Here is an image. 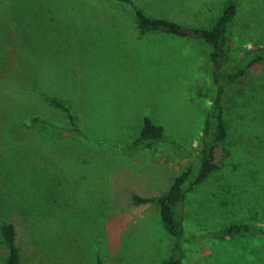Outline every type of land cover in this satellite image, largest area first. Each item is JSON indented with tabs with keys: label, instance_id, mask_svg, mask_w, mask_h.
Segmentation results:
<instances>
[{
	"label": "rangeland",
	"instance_id": "374dc122",
	"mask_svg": "<svg viewBox=\"0 0 264 264\" xmlns=\"http://www.w3.org/2000/svg\"><path fill=\"white\" fill-rule=\"evenodd\" d=\"M133 1L150 16L211 26L226 0ZM233 29L237 53L264 43V0H240ZM208 47L171 33L140 35L130 5L113 0H0V225L14 223L23 264L159 261L172 240L159 203L133 195L165 193L189 157L170 141L122 145L148 115L195 149L212 98ZM35 83L42 93L29 96ZM258 92L231 104L225 164L188 193L185 226L197 236L183 264H264L263 234H204L232 222L264 225ZM46 93L70 104L80 135L26 126L33 112L66 123L45 107ZM7 254L0 232V264Z\"/></svg>",
	"mask_w": 264,
	"mask_h": 264
},
{
	"label": "trees",
	"instance_id": "16d2710c",
	"mask_svg": "<svg viewBox=\"0 0 264 264\" xmlns=\"http://www.w3.org/2000/svg\"><path fill=\"white\" fill-rule=\"evenodd\" d=\"M118 3H126L132 8L137 30L140 35L150 32L171 33L178 36L191 37L203 40L209 47L207 54L208 73L212 85V98L204 110L203 123L199 139L195 149L181 146L174 139L166 135L161 124L145 115L142 126L132 139L122 145L124 150L137 148H152L161 141H170L180 151L189 157L188 162L173 177L169 187L158 197H147L138 194L133 195L134 201H156L160 207V217L172 240L164 255L156 264H183L186 256L187 243L197 236L186 229L185 221L188 216L187 196L197 185L205 181L210 174L219 170L228 157L230 149L228 141L230 137V109L237 108L251 92H264V43L250 50L237 53L234 49V21L239 10L240 0H226L225 4L211 26H193L184 24L166 17L150 16L133 0H113ZM250 75L249 83H241L245 75ZM243 92H234L238 86ZM241 89V88H240ZM29 96L34 92L42 93L39 85L31 84L26 91ZM44 95L45 107H52L62 112L66 123L59 124L45 113H30L25 121L27 127L46 126L65 131L70 135H80L79 127L72 107L66 100L57 96ZM228 95L232 99L229 100ZM263 121H264V97H263ZM33 211V210H30ZM0 232L8 250L7 264H23L22 254L17 243L16 228L12 221H3ZM205 235L233 237L237 235H264V225L258 222H232L219 227L208 229ZM98 264H104L98 259Z\"/></svg>",
	"mask_w": 264,
	"mask_h": 264
}]
</instances>
